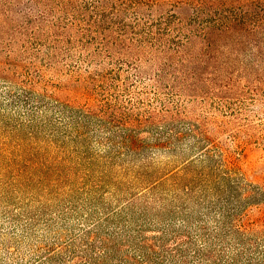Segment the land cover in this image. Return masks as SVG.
Returning a JSON list of instances; mask_svg holds the SVG:
<instances>
[{
  "label": "trees",
  "instance_id": "16d2710c",
  "mask_svg": "<svg viewBox=\"0 0 264 264\" xmlns=\"http://www.w3.org/2000/svg\"><path fill=\"white\" fill-rule=\"evenodd\" d=\"M27 2L0 0V264H264V182L204 113L264 94V0Z\"/></svg>",
  "mask_w": 264,
  "mask_h": 264
},
{
  "label": "rangeland",
  "instance_id": "374dc122",
  "mask_svg": "<svg viewBox=\"0 0 264 264\" xmlns=\"http://www.w3.org/2000/svg\"><path fill=\"white\" fill-rule=\"evenodd\" d=\"M36 1L37 0H28L26 4L32 5L31 3L34 2L36 4ZM48 3L50 6V12L47 16L48 24H52L55 21L54 14H64L67 16V22H70V14H65L61 11L63 0H48ZM32 6L36 8L37 12L43 10L42 7L39 9L35 5ZM143 17L145 24H147V22L150 24V19L154 18V13L152 10H148ZM134 30L135 31L129 33L131 36L141 37L146 34L143 26H137ZM147 30L148 33L152 31L150 28H147ZM99 40H102L101 37H98L95 44H99ZM39 41L45 42L41 37H39ZM39 56H42L41 58L44 64L49 62L47 56H44V54H39ZM74 59L75 56H62V64L60 66L64 68L63 71L66 74L69 67L75 64ZM29 60L31 59L25 58L23 64L27 65ZM38 63L39 61H37V64ZM52 74L48 73L51 77L49 83L52 90H60L59 94L80 101L90 98L88 94L89 91L73 88L68 84L62 86V82H65V76L54 78ZM134 89L135 91L131 92L133 95H139L144 98V100L148 98V101L151 103L158 102V100H163L165 98L162 90L147 87V85H143L142 83ZM254 90L248 89L240 100L233 97L228 99H221L219 97L210 98V100L214 101L217 105V108L206 110L204 113L207 116L213 117L215 120L219 117L220 119H225L230 122L229 125L223 129L224 131L217 133L219 140L223 143L226 150L231 149L239 154V163L251 179L264 182V94H254ZM124 94L130 97V92H125Z\"/></svg>",
  "mask_w": 264,
  "mask_h": 264
}]
</instances>
